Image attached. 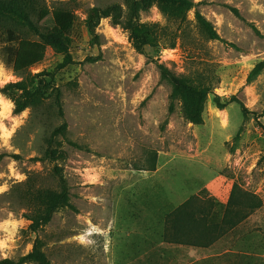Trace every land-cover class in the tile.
<instances>
[{
	"label": "rangeland",
	"instance_id": "obj_1",
	"mask_svg": "<svg viewBox=\"0 0 264 264\" xmlns=\"http://www.w3.org/2000/svg\"><path fill=\"white\" fill-rule=\"evenodd\" d=\"M191 1L184 22L165 16L158 4L141 14L143 23L168 26L179 36L174 49L142 54L110 19L101 21L97 41L85 26L92 8L124 0H44L45 15L62 7L76 18L69 33L74 63L52 83L62 90L69 126L67 140L54 147L67 158L46 157L51 134L62 123L53 99L16 114L13 98L19 93L0 92V188L6 189L0 192V259L18 261L41 240L51 264H179L185 253L162 239L165 216L192 196L224 208L238 184L263 206L229 241L240 251L244 239L251 264H264V0ZM197 13L212 23L217 40L200 34ZM14 30L18 39L38 40ZM14 46L0 43L1 88L63 62L48 48L43 62L17 74L5 63ZM158 64L210 81L214 89L203 124L187 122L179 104L169 112L172 85ZM216 96L228 103L224 109ZM154 152L156 170L150 171ZM55 166L63 170L73 208L57 212L34 234L14 190L34 175L36 185L58 189Z\"/></svg>",
	"mask_w": 264,
	"mask_h": 264
},
{
	"label": "trees",
	"instance_id": "obj_2",
	"mask_svg": "<svg viewBox=\"0 0 264 264\" xmlns=\"http://www.w3.org/2000/svg\"><path fill=\"white\" fill-rule=\"evenodd\" d=\"M155 4H158L165 16L180 22L185 21L187 13L194 7L191 0H124V5L112 3L105 7L92 8L87 15L85 26L97 41L99 38L97 29L101 21L110 19L113 25L120 26L129 33L133 46L139 53L145 54L147 48L174 49L179 37L178 30L174 31L158 23L141 21V14L149 11ZM47 10L44 0H0V43H15L14 47H7L5 57L7 66L17 74H24L43 62L48 48L63 56V62L55 70L43 71L29 75L20 82L9 83L3 88L0 87V92L19 93L18 98H13L16 114L53 99L62 123L51 134L46 157L51 161H58L67 158V153L58 146L62 144L60 138L67 140L69 126L65 120L62 90L52 83L58 71L74 63L70 52L72 39L69 33L76 24V18L62 7L55 8L50 14L45 15ZM196 26L205 39L219 38L212 23L201 13L196 14ZM13 28L31 32L38 40L18 39ZM4 29L5 35L2 32ZM158 68L162 78L172 85L169 112L174 113L179 104L187 122L194 125L203 124L208 98L214 89L210 81L202 77L177 75L163 64H158ZM215 103L220 109H224L228 104L222 102L219 96H216ZM241 108L244 117H247L248 109L242 103ZM69 143L78 147L75 143ZM54 144L58 146L54 147ZM157 157V153L151 154L148 170H156ZM52 176L58 182V189L36 185L34 177L37 176L34 175L14 190L19 203L27 211L24 217L30 222L29 229L34 234H38L49 225L57 212L73 208L62 168L55 166ZM262 206L263 201L259 196L244 190L238 184H234L224 208H220L211 198L192 196L165 216L162 239L167 243L209 247L246 221ZM26 263L51 264L43 250L41 240H37L32 251L18 261L0 259V264Z\"/></svg>",
	"mask_w": 264,
	"mask_h": 264
},
{
	"label": "crops",
	"instance_id": "obj_3",
	"mask_svg": "<svg viewBox=\"0 0 264 264\" xmlns=\"http://www.w3.org/2000/svg\"><path fill=\"white\" fill-rule=\"evenodd\" d=\"M250 219L249 217L209 247L163 242L168 247H173L175 250H181L185 253L179 264H251V254L243 251L246 244L245 240L241 239L239 241L240 251H236L235 246H232L229 241L230 235L246 225Z\"/></svg>",
	"mask_w": 264,
	"mask_h": 264
},
{
	"label": "clouds",
	"instance_id": "obj_4",
	"mask_svg": "<svg viewBox=\"0 0 264 264\" xmlns=\"http://www.w3.org/2000/svg\"><path fill=\"white\" fill-rule=\"evenodd\" d=\"M4 190H6L5 188H0V192H2V191H4ZM93 231H97V229H93ZM81 242H84L83 241V238H81Z\"/></svg>",
	"mask_w": 264,
	"mask_h": 264
}]
</instances>
